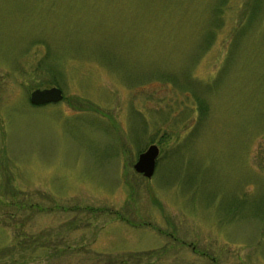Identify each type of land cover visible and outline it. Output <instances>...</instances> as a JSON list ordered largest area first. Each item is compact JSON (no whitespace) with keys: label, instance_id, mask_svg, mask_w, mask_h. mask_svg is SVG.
Listing matches in <instances>:
<instances>
[{"label":"rangeland","instance_id":"1","mask_svg":"<svg viewBox=\"0 0 264 264\" xmlns=\"http://www.w3.org/2000/svg\"><path fill=\"white\" fill-rule=\"evenodd\" d=\"M0 264H264V0H0Z\"/></svg>","mask_w":264,"mask_h":264},{"label":"water","instance_id":"2","mask_svg":"<svg viewBox=\"0 0 264 264\" xmlns=\"http://www.w3.org/2000/svg\"><path fill=\"white\" fill-rule=\"evenodd\" d=\"M62 98L61 89L57 86L35 88L30 92V101L34 104L58 101ZM158 146L154 143L149 144L138 154L133 164L137 172L149 177L153 174L155 168V159L158 155Z\"/></svg>","mask_w":264,"mask_h":264}]
</instances>
